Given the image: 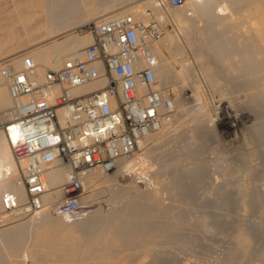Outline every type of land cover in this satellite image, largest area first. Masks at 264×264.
<instances>
[{"label":"rangeland","instance_id":"374dc122","mask_svg":"<svg viewBox=\"0 0 264 264\" xmlns=\"http://www.w3.org/2000/svg\"><path fill=\"white\" fill-rule=\"evenodd\" d=\"M137 1L117 0L104 7L98 0H88L89 3H93V11H95L90 16V10L84 14L82 10L81 18H79L84 20V24L88 21L94 22L97 19V13L100 16L123 5H128L130 8L139 3ZM221 1L223 0H219V3ZM227 1L228 6L231 7L229 9H231L232 16L230 12L227 13L230 16L220 15L218 7L213 10L212 14H209L210 16L202 15L201 12H194L190 15L191 6L188 7V4H185L187 0L184 7L178 9L167 7L165 9L170 12L172 17H175L178 12L180 15L182 11L181 16L185 17L184 23L191 20V23L188 22L186 26L183 22H177L176 17L173 18L179 26L170 21H161L164 26V34L160 39L162 42L160 40L157 42L162 47L169 65L164 67L165 74L169 73V76L165 79L166 75L162 72L160 86L167 87L172 92L174 100L177 101L174 120L165 126L164 131H155L154 140H149L144 149L138 151L140 155L145 151V155L148 156L143 168L146 174L119 172L115 177L101 175L97 177L98 183L95 187L88 185L85 188L84 195L91 194V198L88 199L90 202H87L89 207L84 206V211H89L91 215L88 214L89 217L81 221H71L75 223H68L69 221L65 223L71 224L69 226L74 228L78 235V237L75 236L72 239H66V241L69 240L70 247L72 244L75 247L74 243H79V245L76 244L79 254L77 256L75 254V258L72 256L71 259L70 257L68 259L65 252L69 248V243L67 241L68 245L65 246V239L47 242L48 244L44 242V244L39 239L40 237H37L43 229L42 225L36 222L35 225L28 221L27 226L25 224L20 230L22 234L6 231L5 228L9 224L26 221L31 215H26L24 218L2 217L4 212L0 206V263L264 264V43L260 42L253 30V27L260 21L261 12H264V0ZM134 2L137 3L133 4ZM10 8H12L10 2L0 7V41L10 40L8 39L9 32L15 29L23 36L15 40V42L21 43L4 46V52L12 47H15L17 53L22 50L26 51L24 49H28V47L33 50L39 48L38 44L47 40L46 33H44L47 30L43 34L41 30L37 34L34 33L33 41H28L32 36L25 37L24 28L20 23H16L17 19L13 17L14 13H11L12 16L9 15ZM151 8L149 7V12H152ZM182 8H185L186 12ZM99 10L101 14H99ZM151 16L155 19L154 13ZM235 19L237 23H234ZM176 28L178 30L175 31ZM213 28L218 33V40H225L230 46L233 41V45L236 44L234 46H238V50L240 47L239 51L243 49L244 52L243 50L241 52L246 55L251 50L250 56L256 60L254 61L255 66L259 65L260 69L241 75L237 70L241 64L236 66L238 61H235L240 55L236 54L231 56L229 54L228 57L216 60L215 54L206 49V45H209L208 43L211 41L208 33H211L210 30ZM89 30L82 25L76 32L84 36L88 35ZM215 30L212 31L215 32ZM168 32L175 34L172 42L167 40ZM38 34L46 37L41 36L42 41L40 42V38L39 41L37 38L35 39ZM62 38L64 37H60V39ZM90 39L92 41V35H90ZM37 41L38 43H36ZM205 43L206 48L203 47ZM202 47L208 52H205ZM84 48L80 50L83 51ZM160 55L158 56L161 61L162 56ZM65 59L66 57L62 61ZM185 63L188 66L184 72L181 70V73L183 72L187 77L184 74L181 76L179 71ZM202 76L203 79H201ZM185 78L186 80H183ZM187 82L190 84L189 86ZM196 83L202 85L201 94H198L200 92L197 93V89L194 88ZM205 87L209 91H205ZM255 87L261 88H257V90ZM196 93L200 97L203 93L205 96L203 94L204 98L201 97L200 100ZM175 101L174 104H176ZM180 101L181 103H178ZM195 102H201L202 107L195 109L193 107ZM206 103L212 119L207 118L208 115L199 113L205 118L204 123L193 121V115L196 116L203 110ZM180 108L186 110L187 116L190 115L189 121L185 120ZM223 109L228 110L233 117L237 116L239 117L237 119L241 120H232L230 123L232 126L237 121L240 122L238 125L241 130L238 127L236 134L239 141L236 138L231 143L229 139L234 136L227 135L224 132L225 128L219 124V111ZM220 139L222 140L220 141ZM49 213L51 217H56L52 212ZM102 217H108L106 222L100 220ZM97 223L98 225H96ZM111 228L113 230H110L109 233L115 231L113 232L115 235L118 231V236L116 234L118 239L115 236L112 237L114 239L109 240L113 234H108V236L104 234ZM36 234L38 235L36 236ZM97 235L99 236L97 237ZM96 238L98 241L101 240L98 242ZM243 238H248V243L243 241ZM29 239L30 241H28ZM74 239L77 242H74ZM81 240L85 242L82 244ZM94 241L96 242L94 243ZM105 242L107 243L105 244ZM29 246L32 248L29 249ZM101 247L102 250H100ZM16 248L18 249L16 250ZM59 248L64 249L59 250ZM88 248L89 251H87ZM18 250L21 254L15 255ZM27 253L29 254L28 260L23 255ZM64 253L66 256L63 255ZM14 258L16 259L13 260Z\"/></svg>","mask_w":264,"mask_h":264},{"label":"built area","instance_id":"2783aa9c","mask_svg":"<svg viewBox=\"0 0 264 264\" xmlns=\"http://www.w3.org/2000/svg\"><path fill=\"white\" fill-rule=\"evenodd\" d=\"M186 0H159L176 8ZM92 41L83 54L66 58L57 68H42L30 54L0 60L12 105L0 111L3 131L17 163L25 195L6 192V218L48 209L78 217L92 174L115 171L141 150L143 140L174 120L172 92L160 86L155 45L163 23L123 13L84 25ZM104 81L102 88L84 86ZM195 109L201 102L193 104ZM67 167L60 196L47 198L48 173ZM140 170V169H139Z\"/></svg>","mask_w":264,"mask_h":264},{"label":"bare ground","instance_id":"6f19581e","mask_svg":"<svg viewBox=\"0 0 264 264\" xmlns=\"http://www.w3.org/2000/svg\"><path fill=\"white\" fill-rule=\"evenodd\" d=\"M99 2H102V5L105 6H108L111 2L113 3L114 1H117V0H98ZM159 0H138L137 2H134L133 4H136L134 5L133 7H130L128 8L129 6L128 5H123V6H120L119 8L116 9L115 7V10L109 12V13H104V14H101V11L99 12V14H101L100 16L96 15V18L95 19L96 21L94 22H99L101 20H104V19H108L110 17H114L116 15H120V14H123V13H134L137 17H140L142 18L143 20L145 21H149L150 19H153V17L151 16L153 13H154V16H155V19L159 20V21H170L172 22L173 24H176L177 22L179 23H182L186 25H188L187 23L190 22L188 21L187 23L183 21V19H185V17L183 18L181 16L182 14V11L179 15V12L177 13L174 18L177 20V22L175 23L174 21V18L171 16V14H169L170 12H168V10H165L166 8H160L157 6V3H158ZM11 3V6L12 8H10L9 11V15L12 13H14L13 17L16 20V23H20L23 28H24V35L26 38H29L30 36H32L34 33L37 34V32L39 33L40 30L43 34V32L45 30H47V32H44L46 33L45 35L47 36V40L42 42L41 44H38L39 48H37L36 50H33V49H30L31 47H28V49H24L26 51H21L19 53H17V50L15 49V47H12V48H9L7 51L4 52V46L6 45H13L14 44H18V43H21V42H15L16 39H20L23 34H20V32L15 29V30H12L11 32H9V38L10 40H7L5 42H1L0 41V60L1 58L3 59V57L6 58V56L8 57H13L15 59H17V61L19 62L20 61V57L25 55V54H30L32 55L36 60L37 62L40 64V66L42 68H57L59 67L61 64H62V60L66 57H69L70 55H74V54H83V51H81L80 49L84 48L85 46H87L90 42H91V39H90V35L91 33L88 32V35H84V36H81L79 35L76 31L77 29H79L82 25H85L87 23H83L82 19H80V15L82 13V10H83V14L84 12L88 11L90 12V16L94 13L93 9H94V5L93 3H89L88 0H0V7L3 6V5H6L8 3ZM111 3V4H112ZM110 4V5H111ZM185 4H188V7L189 5L191 6V9H189V11L191 10V12L189 13L190 15H192L191 13H194V12H201L202 15H209L210 13L212 14L213 10L218 7L219 8V13L220 15L222 16H225L227 13H229L231 11V8L230 5L228 6V1L227 0H223L219 3V0H187V3ZM185 4H182L181 6H178L176 7L177 9L179 7H184ZM81 5V6H80ZM114 7V6H113ZM149 7H152L151 9L152 12H149L148 9ZM128 8V9H127ZM175 8V9H176ZM187 8V7H186ZM111 9V8H110ZM163 9V10H161ZM185 9V8H184ZM182 8V10H184ZM186 9V10H188ZM90 10V11H89ZM109 10V9H108ZM107 10V11H108ZM93 11V12H92ZM164 11H166L164 13ZM176 11V10H175ZM185 11V10H184ZM3 12V11H1ZM106 12V10H105ZM186 12V11H185ZM12 14L10 16H12ZM86 14V13H85ZM185 14V13H184ZM200 14V13H199ZM231 14V12H230ZM235 14V13H234ZM259 14V13H257ZM256 14V15H257ZM93 15V16H95ZM173 15V14H172ZM186 15V14H185ZM188 15V13H187ZM189 15V16H190ZM194 15V14H193ZM228 15V14H227ZM233 14H231L232 16ZM210 16V15H209ZM230 16V15H228ZM80 17V18H79ZM195 17V16H194ZM192 18V17H191ZM258 18V17H256ZM194 19V18H193ZM234 19V18H233ZM199 20V18H198ZM236 21V19H235ZM85 22H86V19H85ZM194 22V21H193ZM234 22V20H233ZM15 23V22H14ZM88 23H91V21ZM191 23V22H190ZM209 23V22H208ZM234 23H237L234 22ZM231 24V23H230ZM233 24V23H232ZM243 24V23H242ZM245 24V23H244ZM178 25V23H177ZM181 25V24H180ZM224 25V24H223ZM226 25V23H225ZM239 25V24H238ZM179 26V25H178ZM209 26V25H208ZM228 26V24H227ZM226 26V27H227ZM230 26V25H229ZM189 27V26H188ZM210 27V26H209ZM209 27H206L207 29H209ZM236 27H238L236 25ZM253 27V26H252ZM180 28H182V26H180ZM212 28V26H211ZM233 28V27H231ZM235 28V27H234ZM43 29V30H42ZM184 29V28H183ZM251 29V28H250ZM178 30L177 28L175 29V31ZM212 30H215L214 28ZM211 31V33H208L210 34V39L211 41H209V45H206V43L204 44L203 47L207 48L208 51L210 53H214L215 54V57L216 60H220V58H223V57H228L231 56L232 54H236V55H240V57L238 59H236L235 61H238L236 63V66H239L241 64V67L238 68V72L241 74V75H245V74H249L251 71H254V70H259L260 69V66L257 65V67L255 66L256 64L254 63V60L253 58H251L252 56L251 55V50L250 52L248 51V55H246L245 53L243 54V52L239 51L240 50V47H239V50H238V46H234L236 44L233 45V41L232 42V45L230 46V44L224 40H218V33L214 31ZM231 30V29H229ZM234 30V29H233ZM253 30L254 32L257 34V36L259 37L260 39V42L261 43H264V12L262 11L261 12V17H260V21L258 22V24L256 26L253 27ZM183 31V30H182ZM181 31V32H182ZM209 31V30H208ZM228 31V30H227ZM225 31V33L227 32ZM180 32V31H179ZM231 32V31H230ZM217 33V34H216ZM228 33V32H227ZM34 34V35H35ZM90 34V35H89ZM207 34V35H208ZM40 36V34H38ZM38 35L35 36V39L37 38V40L39 41V38H40V42L42 41L41 40V36L39 37ZM45 35H43L42 37H46ZM175 34L171 33V32H168L167 34V40H169L168 42H172V38ZM252 35V34H251ZM245 36V35H244ZM250 36V35H249ZM33 37L31 39H29L28 41H33ZM60 37H64L62 39H60ZM165 38V37H164ZM208 38V39H209ZM250 38V37H249ZM34 39V40H35ZM166 39V38H165ZM229 39V37H228ZM45 40V39H44ZM230 40V39H229ZM38 41L36 43H38ZM162 42V40H160ZM159 41V42H160ZM207 41V40H206ZM259 41V40H258ZM205 42V41H204ZM211 42V43H210ZM241 42V41H240ZM245 42V41H244ZM165 43V41H164ZM236 43V41H235ZM238 43H239V40H238ZM35 44V43H34ZM161 44V43H160ZM206 45V46H205ZM243 45V44H242ZM264 45V44H263ZM169 46V44H168ZM187 46V45H186ZM247 46V45H246ZM200 47V45H199ZM202 47V49H203ZM204 48V49H205ZM189 49V48H188ZM203 49V50H204ZM205 49V52H208L206 51ZM80 50V51H79ZM155 50L157 52L158 55L162 56L161 57V61L159 59V63H160V67L161 69H159V73H158V78H159V81H160V77L163 75L162 72H164V67L166 65H168V60L167 58L164 56V52H163V49L160 45H158V43L155 45ZM247 50V48H246ZM263 51H264V47H263ZM260 53V51H258ZM250 53V54H249ZM258 53V54H259ZM262 53V52H261ZM264 53V52H263ZM208 54V53H207ZM253 55V53H252ZM64 57V58H63ZM159 58V56H158ZM232 58V57H230ZM236 58V57H235ZM228 59V58H227ZM232 60V59H231ZM233 63V62H232ZM182 65V64H181ZM169 66V65H168ZM183 67H181V69L179 70L180 73H181V70L184 72L186 69V63L182 65ZM191 69V67H190ZM181 73V76L184 74V73ZM199 73V72H198ZM165 74V72H164ZM169 73L165 74V79L166 77L168 78V75ZM177 75V74H176ZM185 75V74H184ZM200 75V74H198ZM171 76V75H170ZM186 76V75H185ZM187 77V76H186ZM201 77V76H200ZM184 78V77H183ZM189 79V78H188ZM193 79V78H192ZM196 79V78H195ZM203 79V76L202 78ZM200 79V81H201ZM183 80H186L183 79ZM198 82V81H197ZM203 82V81H202ZM201 82V83H202ZM184 83V82H183ZM193 83V82H192ZM201 83H196L195 84V89H197V93L198 94H201L202 90V85ZM206 83V82H204ZM161 84V83H159ZM105 85V82L104 81H101V82H97V83H93V84H89V85H86L83 87V89H89V90H94V89H98V88H102L103 86ZM187 85L189 86L190 84H188L187 82ZM192 85V84H191ZM204 85V84H203ZM206 86V85H205ZM204 87V86H203ZM256 89L257 88H261V87H255ZM206 89V87H205ZM263 89V88H262ZM208 89H206L205 91H207ZM258 90V89H257ZM196 91V90H195ZM204 91V92H205ZM209 91V90H208ZM262 91V90H261ZM260 91V92H261ZM196 93V96H199L197 95ZM204 94V93H203ZM203 94L201 97H203ZM210 94V93H209ZM258 94V93H257ZM256 94V95H257ZM261 94V93H260ZM263 95V94H261ZM205 96V94H204ZM201 97L199 96L198 98H200L201 100ZM215 97V96H214ZM259 97V96H258ZM264 97V96H263ZM197 98V97H196ZM204 98V97H203ZM174 100V99H173ZM199 100V99H198ZM175 101V100H174ZM213 101V100H212ZM210 101V102H212ZM176 104L175 106L177 105V101H175ZM206 102V101H205ZM178 103H181L178 102ZM213 103V102H212ZM12 105V99H11V96L9 94V91H8V87H7V84L5 83V81L0 77V111L2 110H5L7 108H9L10 106ZM179 105V104H178ZM182 106V104H180ZM214 106V105H213ZM183 107V106H182ZM177 108V107H176ZM184 108V107H183ZM180 108V111H182V113L184 114L185 116V120H188V117L187 116V112L186 110ZM219 124L225 128V133H227V135L231 136L233 135L234 137L232 138H228L229 141L234 142V140L236 138H238V136L236 135L238 132V127L240 124V122L238 123V120L237 116L233 117V115L226 109L222 110V111H219ZM199 113H202L203 115H208L209 119H212V116L210 111H209V108H208V105L207 103L205 104V108L203 110H201L200 112H198L195 115H193L194 118H192V120H196L197 122L201 123L205 120V118L203 116H201ZM234 113V112H233ZM205 116V117H206ZM192 117V116H191ZM203 117V118H202ZM211 117V118H210ZM260 117V116H259ZM263 117V115H262ZM242 119V118H241ZM207 120V119H206ZM232 120H238L236 123H234L232 126L230 125L231 121ZM189 121V120H188ZM191 121V120H190ZM211 121V120H209ZM241 121V120H240ZM204 123V122H203ZM169 124V123H167ZM165 124L164 126H162L158 131L161 132V131H164L166 128L165 126L167 125ZM254 124V123H253ZM255 126V125H254ZM257 128V127H256ZM239 130H241V128L239 127ZM243 131V130H242ZM241 131V132H242ZM154 133H151L149 134L142 142L143 146L141 148V150L144 149V147L147 145V142L149 140H152L154 138ZM244 133V132H243ZM220 134V133H219ZM223 134V133H222ZM221 134V135H222ZM240 135V134H239ZM156 136V135H155ZM219 136V135H218ZM242 136V135H241ZM245 136V135H244ZM225 138V137H224ZM228 139H227V142H228ZM154 140V139H153ZM222 139H220L221 141ZM245 140V139H244ZM237 141V140H236ZM238 141H239V138H238ZM230 143V144H231ZM140 153V152H139ZM138 152L131 158L127 159V160H124L122 162V164L120 165V167L118 169H116L115 171L113 172H110V173H105V174H92L90 177H89V185L91 187H95L96 184L98 183L97 182V177L98 176H101V175H109V177H115L116 174H118L119 172H134V173H139V174H146V172L144 171V164H146L145 162L148 160L147 159V154L145 155V151L142 152V156L139 154ZM137 155V156H136ZM152 167V166H151ZM153 168V167H152ZM140 169V170H139ZM139 170V171H138ZM232 172V170H230ZM121 174V173H120ZM67 181V167L66 166H58V167H55L53 168L49 173H48V178H47V182H48V186H49V192L47 193L46 197L47 198H53V199H56L60 196V193H61V188H62V185ZM6 192H10V193H13V194H17L20 198H23L24 195H25V190H24V186H23V183H22V179H21V170H20V165L17 163L15 157H14V153L11 149V146L10 144L8 143V140L6 139V136L4 134L3 131H0V203H1V198L3 196L4 193ZM91 198V194L89 195H84L82 197V206H86V207H89V203H87ZM90 202V201H89ZM92 204V202H91ZM1 206V205H0ZM2 210V209H1ZM50 211L48 209H42L41 211L37 212V213H34V214H29L31 215V217L26 220V221H23V222H19V223H15V224H9V226H7L6 231H9V232H15L16 234L17 233H21V229L23 228V226L26 224L27 226V222L31 221V223H34L36 225V223L38 224H41L42 225V231L40 233L39 236H37L38 234H36L37 237H40L39 239L44 243L46 242V244H48L47 242H52V241H57L58 239L59 240H64L65 241V246L67 244V241L69 243V240L66 241V239H72L74 238L75 236L78 237V235H76V231L74 228H71V224H68L70 223L71 221H81V220H84V219H87V217H89V211L86 212L83 210L82 214L76 218L74 217H63V216H58L56 215V217H51ZM89 214V215H88ZM2 217H5V215H2ZM26 217V216H25ZM20 218H24L23 217H20ZM17 219V218H16ZM108 217H102L100 218L101 221H105L107 220ZM99 220V221H100ZM65 221V222H64ZM69 221V222H68ZM110 221V220H109ZM36 222V223H35ZM66 222H68L67 224H65ZM75 222H71V223H75ZM106 222V221H105ZM104 223V222H103ZM102 223V224H103ZM32 224V225H34ZM108 224V223H107ZM34 225V226H35ZM40 225V226H41ZM67 225V226H66ZM98 225V223L96 224ZM101 225V224H100ZM112 225V224H111ZM109 226V224H108ZM31 227V226H30ZM29 227V228H30ZM36 227V226H35ZM107 227V226H106ZM105 227V228H106ZM119 227V226H118ZM117 227V228H118ZM110 228V227H108ZM116 228V226H115ZM33 229V228H32ZM35 229V228H34ZM33 229V230H34ZM4 230V229H3ZM104 230V229H103ZM110 230H113L112 228L109 229V230H106L104 234H110L112 235L113 232L115 231H112L111 233ZM115 230H119V229H115ZM102 231V230H101ZM3 232V231H2ZM24 232V231H23ZM34 232V231H33ZM94 232V231H93ZM118 232V231H117ZM117 232L115 233V235L111 236V238L109 240H112L114 238L112 237H115ZM96 233V232H95ZM1 234V233H0ZM5 234V233H4ZM6 234H8L6 232ZM22 234V233H21ZM101 234V233H100ZM103 234V233H102ZM119 234V233H118ZM117 234V236H118ZM121 234V233H120ZM24 235V234H23ZM34 235V234H33ZM109 235V236H110ZM6 236V235H5ZM26 236V235H25ZM99 235H97L98 237ZM101 236V235H100ZM103 236V235H102ZM116 236V239H118L119 237ZM11 237V236H10ZM15 237V236H14ZM17 237V236H16ZM15 237V238H16ZM27 237V236H26ZM25 237V238H26ZM35 237V236H34ZM60 237V238H59ZM90 237H93V236H90ZM121 237V235H120ZM246 237V236H245ZM21 238V237H20ZM29 238V237H27ZM80 238V237H79ZM88 238V237H87ZM100 238V237H99ZM105 238V237H104ZM22 239V238H21ZM32 239V238H31ZM35 239V238H34ZM37 239V238H36ZM77 239V238H76ZM90 239V238H89ZM87 239V240H89ZM97 239V238H96ZM106 239V238H105ZM10 240V239H9ZM12 240V239H11ZM14 240V238H13ZM12 240V241H13ZM23 240V239H22ZM26 240V239H24ZM38 240V239H37ZM75 240V239H74ZM72 240V241H74ZM93 240V239H92ZM101 240V239H100ZM99 240V241H100ZM108 240V238H107ZM105 240V241H107ZM30 241V239L28 240ZM98 241V239H97ZM98 241V242H99ZM243 241H248V238H243ZM14 242V241H13ZM17 242V241H16ZM34 242V240H33ZM62 242V241H60ZM59 242V243H60ZM71 242V240H70ZM74 242H77V240H75ZM79 242V241H78ZM85 242V241H83ZM82 240H81V243L83 244ZM88 242V241H87ZM96 241H94L95 243ZM103 242V241H102ZM114 243V241H112ZM12 243V242H11ZM15 243V242H14ZM23 243V242H22ZM39 243V242H38ZM37 243V244H38ZM54 243H57V242H54ZM64 243V242H63ZM61 243V245L63 244ZM72 243V242H71ZM104 243V242H103ZM102 243V244H103ZM107 242H105L106 244ZM109 243V241H108ZM111 243V242H110ZM117 243V242H115ZM248 243V242H247ZM246 243V244H247ZM36 244V246H37ZM42 244V243H41ZM45 244V243H44ZM75 244V247H73V244L72 246L70 247V243H69V248L66 250L65 253H67V257L69 259L72 258V256H74L75 258V254L76 256L79 254V252H77L76 250V246L79 245V243H74ZM77 244V245H76ZM101 244V242H100ZM9 245V244H8ZM7 245V246H8ZM15 245V244H14ZM23 245V244H22ZM35 245V244H34ZM57 245V244H56ZM64 245V244H63ZM68 245V244H67ZM90 245V244H89ZM111 245V244H110ZM116 245V244H115ZM118 245V244H117ZM28 246V245H27ZM31 246H33L31 244ZM29 246V249H31L32 247ZM44 246V245H43ZM47 246V245H46ZM51 246V245H50ZM54 246V245H52ZM81 246V245H80ZM93 246V244H92ZM98 246H101V245H98ZM112 246V245H111ZM18 247V246H17ZM24 247V246H23ZM39 247V246H38ZM83 247V246H82ZM81 247V248H82ZM36 248V247H34ZM52 248V247H51ZM77 248H80V247H77ZM99 248V247H97ZM106 248H108L106 246ZM10 249V248H9ZM18 248H16L17 250ZM56 249V248H54ZM58 249V248H57ZM64 249V248H62ZM59 248V250H62ZM83 249V248H82ZM91 249V247H90ZM103 248L101 247L100 250H102ZM21 250V249H20ZM81 250V249H79ZM86 250V249H85ZM84 250V252H85ZM108 250V249H107ZM10 251H12L10 249ZM32 251V250H31ZM35 251V250H34ZM89 251V248L88 250ZM23 252V251H22ZM28 252H30L28 250ZM37 252V251H36ZM34 252V253H36ZM41 252V251H40ZM81 251V253H84ZM105 252V250H104ZM103 252V253H104ZM8 253V252H7ZM11 253V252H10ZM17 253H19V250L18 252H16L15 255H17ZM32 253V252H30ZM63 253V251H62ZM65 253L63 254L64 256ZM101 253V251H100ZM107 253V252H106ZM21 254V252L19 253ZM18 254V255H19ZM98 254V253H97ZM14 255V253H13ZM24 255V258L28 260V253L27 254H23ZM40 255V254H39ZM81 255V254H80ZM105 255V254H104ZM100 256V255H99ZM14 257V256H13ZM12 257V258H13ZM16 257V256H15ZM18 257V256H17ZM23 257V256H22ZM66 257V258H67ZM103 257V256H102ZM101 257V258H102ZM11 258V259H12ZM16 258H14L13 260H15ZM20 259H21V256H20ZM19 259V260H20ZM23 260V259H22ZM4 261V260H3ZM2 263V262H1ZM0 263V264H1ZM5 263V262H4ZM36 263V262H35ZM34 263V264H35ZM77 263V262H75ZM74 263V264H75ZM3 264V263H2ZM72 264V263H71ZM77 264H81V263H77ZM96 264V263H95Z\"/></svg>","mask_w":264,"mask_h":264}]
</instances>
